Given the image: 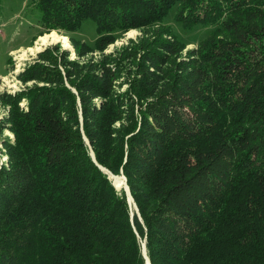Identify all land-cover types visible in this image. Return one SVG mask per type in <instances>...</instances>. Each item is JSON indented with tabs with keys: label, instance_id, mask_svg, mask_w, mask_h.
<instances>
[{
	"label": "trees",
	"instance_id": "obj_1",
	"mask_svg": "<svg viewBox=\"0 0 264 264\" xmlns=\"http://www.w3.org/2000/svg\"><path fill=\"white\" fill-rule=\"evenodd\" d=\"M36 8L78 59L48 49L19 75L44 86L0 96V264H146L144 242L151 264H264V0ZM171 15L212 35L185 55ZM89 23L95 47L71 36ZM132 29L139 42L104 54Z\"/></svg>",
	"mask_w": 264,
	"mask_h": 264
},
{
	"label": "rangeland",
	"instance_id": "obj_2",
	"mask_svg": "<svg viewBox=\"0 0 264 264\" xmlns=\"http://www.w3.org/2000/svg\"><path fill=\"white\" fill-rule=\"evenodd\" d=\"M38 2L39 0H0V96L3 94L16 96L17 94L25 92V90L29 88L44 86L43 83L36 82L25 84L19 80V75L33 66L39 55L48 49L58 48L61 52L68 53L70 55L69 61H76L78 59L76 49L70 36L56 30L48 31L45 29L36 10ZM165 25L171 27L177 38L185 45V55L188 52L199 48L200 44L206 41L208 37L212 35L213 31V28L211 27H197L192 31H187L176 22L174 15H171L166 20ZM53 33L58 34L62 38H67L70 46L65 47L63 42L59 41L58 43L50 44L42 50L35 52L36 54H30V52H27L38 46L40 38ZM142 35L143 33L138 29H132L125 33L122 38L117 39L113 44H110L104 51V54H113V58L118 60V58L121 57L123 50L128 47L132 48L135 43L140 41L139 38H141ZM71 36L75 40L88 43L92 47H95L98 40L96 25L89 23L88 25L83 26L78 33H74ZM24 52H27V56L25 57V60L22 61L20 56L23 55ZM101 55L102 53L99 50H95L91 57L93 56L95 61H99L102 57ZM46 66L49 65L46 63ZM50 68L52 69L51 65ZM59 69L62 72L65 70L63 66L59 67ZM122 82L123 80H118L116 84H121ZM67 86L72 89L73 92H76L75 89L69 86V84H67ZM127 87L128 85H124L122 88L117 87L116 91L118 93H123L127 90ZM19 107L27 109L28 101L24 99L19 104ZM9 110L10 107H1L0 118L7 116ZM3 137L8 138L11 142L15 141V135L9 130L5 131ZM86 142L88 144L87 140ZM0 151L3 153V155L0 153L2 162H7L8 157L5 154L6 150L1 144ZM89 153H91L92 156V149H89ZM110 174L111 173L109 172V176ZM119 176L123 177V175ZM109 178L111 179V177Z\"/></svg>",
	"mask_w": 264,
	"mask_h": 264
},
{
	"label": "bare ground",
	"instance_id": "obj_3",
	"mask_svg": "<svg viewBox=\"0 0 264 264\" xmlns=\"http://www.w3.org/2000/svg\"><path fill=\"white\" fill-rule=\"evenodd\" d=\"M59 41L63 42L65 47L70 46L67 38H62L58 34L53 33L51 35H47V36L40 38L38 46L35 49H30L27 52H30V54L31 53L33 54L35 52L42 50L44 47L49 46L50 44L58 43ZM27 52H24L23 55L20 56L22 61L25 60V57L27 56ZM110 177L114 185L119 191H121L122 189L124 190L126 188L125 179L123 177L113 176L111 174H110ZM132 205L134 206L133 202H132Z\"/></svg>",
	"mask_w": 264,
	"mask_h": 264
},
{
	"label": "water",
	"instance_id": "obj_4",
	"mask_svg": "<svg viewBox=\"0 0 264 264\" xmlns=\"http://www.w3.org/2000/svg\"><path fill=\"white\" fill-rule=\"evenodd\" d=\"M92 157H93V159L95 160V156H94L93 153H92ZM101 169H102L104 172H106L107 174H109V172H108L105 168H102V167H101ZM109 177H110V176H109ZM123 178L125 179L126 188H125L124 191L126 192V194H127V196H128V202H129L130 206H131V207H134V209L138 212V208H137L136 204L134 203V200H133V198H132V196H131L130 189H129L128 185H127L126 177L123 176ZM113 184H114V183H113ZM114 186H115V185H114ZM115 187H116V186H115ZM116 189H117V188H116ZM117 190H118V189H117ZM132 202L134 203V206L132 205ZM143 255H144L145 259H146V264H151V263H150V260H149V257H148V255H147V248H146V243H145V242L143 243Z\"/></svg>",
	"mask_w": 264,
	"mask_h": 264
}]
</instances>
